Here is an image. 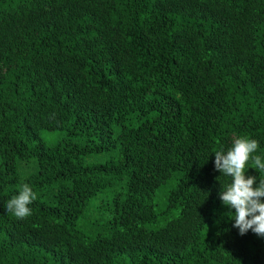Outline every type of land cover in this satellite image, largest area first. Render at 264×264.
<instances>
[{
  "label": "trees",
  "instance_id": "1",
  "mask_svg": "<svg viewBox=\"0 0 264 264\" xmlns=\"http://www.w3.org/2000/svg\"><path fill=\"white\" fill-rule=\"evenodd\" d=\"M241 137L264 162V0H0V264H264L219 198Z\"/></svg>",
  "mask_w": 264,
  "mask_h": 264
},
{
  "label": "clouds",
  "instance_id": "2",
  "mask_svg": "<svg viewBox=\"0 0 264 264\" xmlns=\"http://www.w3.org/2000/svg\"><path fill=\"white\" fill-rule=\"evenodd\" d=\"M259 148V142L245 137L235 138L232 146L226 151L221 148L215 151V170L221 176L230 177V183L222 186L219 198L228 207L233 227L240 235L249 231L264 237V178L257 180L256 176L246 175V166L251 159L255 168L264 173V162L260 155H254ZM219 179V178H218ZM36 199L32 187L25 183L19 186V194L14 195L6 203V211L19 219L31 215L29 205Z\"/></svg>",
  "mask_w": 264,
  "mask_h": 264
},
{
  "label": "rangeland",
  "instance_id": "3",
  "mask_svg": "<svg viewBox=\"0 0 264 264\" xmlns=\"http://www.w3.org/2000/svg\"><path fill=\"white\" fill-rule=\"evenodd\" d=\"M16 0H13V2H15ZM4 4H7V3H4ZM30 169V167L28 166V165H23L22 167H21V172L23 173V174H25V173H27L28 172V170Z\"/></svg>",
  "mask_w": 264,
  "mask_h": 264
}]
</instances>
